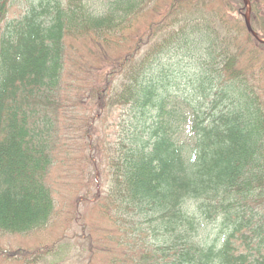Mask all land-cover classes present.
<instances>
[{"label":"trees","instance_id":"obj_1","mask_svg":"<svg viewBox=\"0 0 264 264\" xmlns=\"http://www.w3.org/2000/svg\"><path fill=\"white\" fill-rule=\"evenodd\" d=\"M250 1L251 26L264 39V0ZM157 2L27 0L7 18L11 0H0V231L26 234L52 219L48 175L59 143L51 113L66 107L67 80L90 77V102L124 111L108 184L92 203L111 228L102 234L115 239L97 236L93 256L264 264V43L239 19L242 0ZM149 9L160 13L132 38ZM73 38L87 39L98 70L99 61L67 56ZM208 222L220 225L212 239Z\"/></svg>","mask_w":264,"mask_h":264},{"label":"rangeland","instance_id":"obj_2","mask_svg":"<svg viewBox=\"0 0 264 264\" xmlns=\"http://www.w3.org/2000/svg\"><path fill=\"white\" fill-rule=\"evenodd\" d=\"M26 1L11 0L7 18L21 15ZM164 1L158 0L157 3ZM251 9L249 3L242 13L247 14ZM155 13L157 16L160 12L149 9L138 17L131 31L132 38L143 32L147 21L156 18ZM260 15L264 18V11ZM238 17L244 22L241 13ZM112 54L111 48L105 50V63ZM67 56L91 66L100 60V56L90 51L87 39L82 38L67 41ZM100 63L95 70L101 67H97ZM66 70L68 76L72 67ZM190 76V71H184L182 78L185 80L180 81L179 90H188ZM89 79L67 80L72 81L73 86L63 96L66 107L57 106L55 115L51 113L57 128L59 150L48 182L54 193L56 211L47 227L41 230L26 234L0 231V264H101L93 256L96 237L100 235L109 245L114 243L115 234L110 239L102 234L111 228L97 215L92 203L108 184V158L114 152L124 111L115 108L112 113H107L93 105L86 95ZM67 98L71 100L67 102ZM206 232L211 234V239L214 238L220 232L219 223L208 222Z\"/></svg>","mask_w":264,"mask_h":264},{"label":"water","instance_id":"obj_3","mask_svg":"<svg viewBox=\"0 0 264 264\" xmlns=\"http://www.w3.org/2000/svg\"><path fill=\"white\" fill-rule=\"evenodd\" d=\"M244 4L249 6V0H243ZM244 21H245V25H246V28L247 30L255 37L258 39L256 33L253 31V29L251 28V25H250V22H249V18L247 15H244ZM260 41H263L264 40H260Z\"/></svg>","mask_w":264,"mask_h":264}]
</instances>
